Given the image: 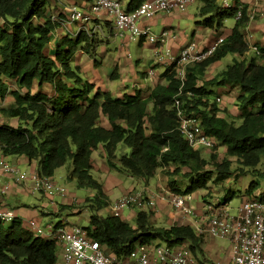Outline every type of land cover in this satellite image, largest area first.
Segmentation results:
<instances>
[{
	"label": "trees",
	"instance_id": "obj_1",
	"mask_svg": "<svg viewBox=\"0 0 264 264\" xmlns=\"http://www.w3.org/2000/svg\"><path fill=\"white\" fill-rule=\"evenodd\" d=\"M48 1L0 0V98L9 93L14 98L0 110L19 122L16 126L0 124L1 153L26 156L43 176L52 177L56 168L70 163V177L76 186L95 190L88 206L89 223L84 228L115 256L125 258L139 244L165 241L188 245L203 264H215L205 255L203 235L190 224L159 226L144 210L137 211L135 225L121 216L100 214L109 202L102 183L92 174V153L102 145L107 163L115 171L149 181L162 169L171 190L192 193L209 188L211 180L221 182L231 177L235 161L238 172L255 176L248 194L262 189L253 196L264 198V183L256 178L264 181V170L257 167L264 155V46L259 59L244 57L250 48L245 32L250 19L247 6L235 0L234 7L223 8L216 0H203L200 14L204 19L198 22L205 27L220 30L239 7L242 16L213 55L187 67L181 87L180 97L187 111L199 116L203 131L216 141L211 162L202 155V148H193L179 130L173 101L181 82L171 66L164 73L168 82L157 83L148 96L138 90L122 97L94 91L95 84L72 61L80 47L94 57L92 35L82 31L76 37L66 34L52 55L45 54L51 31L57 26L51 17L44 18ZM143 1L127 0L125 5L133 10ZM229 53L239 58L200 83L207 67ZM115 72L111 77H116ZM10 80L16 85L13 89ZM44 85L49 89L44 90ZM212 85L239 87V123L220 114V107L210 102ZM35 86L38 88L33 91ZM188 91L192 95H187ZM102 116L109 127L101 124ZM217 145L226 148L218 161ZM210 163L213 169L208 168ZM229 200L230 194H226L221 202ZM60 252L54 239L34 235L19 217L0 221V264H54Z\"/></svg>",
	"mask_w": 264,
	"mask_h": 264
},
{
	"label": "built area",
	"instance_id": "obj_2",
	"mask_svg": "<svg viewBox=\"0 0 264 264\" xmlns=\"http://www.w3.org/2000/svg\"><path fill=\"white\" fill-rule=\"evenodd\" d=\"M194 0H144L138 7L128 10L122 0H93L87 9H82L76 2L67 6L66 20L87 23L95 19L102 11L109 14L114 22L116 34L128 35L130 39H144L157 47L155 57L157 63L172 67L180 80V89L173 101V107L179 119V130L195 149H212L216 141L202 129L200 118L189 113L185 100L180 97L181 87L186 79L187 67L203 61L213 55L224 43V36L218 37L208 47L191 40L184 44L177 53H171L167 42L171 35L168 29L160 33L152 31L150 26L142 24L144 18H152L160 13L185 11ZM235 0H222L223 8L234 7ZM85 7V6H82ZM242 16V9L236 11L235 19ZM54 21H65L58 15H52ZM256 55L261 54L258 45L250 46ZM149 74L154 69L148 70ZM187 95H192L191 91ZM220 102L221 97L217 96ZM0 169L3 174L10 175L18 184L28 185L32 193L43 192L49 196L66 194L68 189L51 176L40 175L37 171L23 168L6 159H0ZM10 185L8 181L0 184V193L6 194ZM165 190V189H164ZM167 201L175 212L180 213L194 229L208 232L215 237H227L232 242L231 264H264V198L248 197L239 203L234 212L227 203L221 201L205 203L200 210L195 204L192 192H176L166 189ZM165 196L149 187H141L122 194L111 205V214L122 216L125 208L143 209L146 205L155 207L158 199ZM18 217L13 209L0 211V221L9 222ZM203 220V221H202ZM29 230L37 236L54 239L61 250V259L54 264H200L188 245H173L163 241L152 244H139L125 258H119L110 253L98 240L90 237L83 225L48 224L42 226L37 220L28 222Z\"/></svg>",
	"mask_w": 264,
	"mask_h": 264
},
{
	"label": "crops",
	"instance_id": "obj_3",
	"mask_svg": "<svg viewBox=\"0 0 264 264\" xmlns=\"http://www.w3.org/2000/svg\"><path fill=\"white\" fill-rule=\"evenodd\" d=\"M74 1L75 0H49L48 1V7L46 9L45 18L48 19L52 15H59L65 21H62V22L57 21V26L55 27V29L51 31L50 41L45 47V48H48V50L44 49L47 55L53 54L56 44L59 42L60 38L66 34H70L71 36L76 37L77 35H79V33H81V31L84 32L83 30H85L87 31L89 35H92V39L95 40L93 34L89 32L88 30L93 28V32H98V34L101 32L100 34L105 35L104 27L108 25L110 29V35L121 37L123 41L122 42L123 45L121 47V56L124 59L122 61H124L125 63H121L122 62L121 60H119L118 62H115L116 77L113 79H115L114 83L116 84L117 88L120 89V91L115 96L122 97L125 93L133 94L136 90L140 91L142 96H148L150 94L151 89L157 83L166 84L168 82L167 78L164 76V73L169 66L163 65L162 62L157 63V60L155 57V50L157 46L154 43H150L144 39H136V40L130 39V37L126 34L122 36L117 35L113 19L105 11H102L99 14H97L95 19L87 23H81L79 21H75L76 27H72L69 21L66 20L67 17H66L65 11L67 10V6ZM92 1L93 0H82V2L80 3L82 6H88V4H90ZM216 1L218 2V0ZM238 1L247 6V13L250 16V19L247 25L245 26V32H246V37H247V42L249 44V47L254 44L258 45L259 48L263 47L264 46V0H238ZM122 2L126 4L127 0H122ZM218 3L221 5L222 1H219ZM203 4H204L203 0H200V3L197 4L196 7L191 8L193 9L192 11L194 12L196 11V13H200V9L203 6ZM197 9H198V12H197ZM252 10L253 11L259 10L260 15H261L260 18L258 17L256 20H253L252 13H251ZM177 12H181V11H173L170 13H160L158 15H155L152 18H144L142 20V24L150 26V28L154 31L155 30L154 28L158 26L159 23L162 21L164 25L163 26L164 29H168V27H172V20L176 16V14H178ZM189 12L191 11H188V13ZM198 21L200 20L196 21V25L199 29V32L195 31L193 32V35L197 34L196 41L200 44V46L208 47L218 37L227 36L230 33L233 25L235 24L236 19L235 17L226 19L224 21V26L218 31L211 27H205L204 25L200 24ZM202 30H205V31H202ZM104 37L106 36H102V38ZM129 42H136L141 47L148 46L150 49H152V52H153L152 56L150 57L149 60H147L144 63L147 65L146 68L142 70L137 68V66L139 65L138 63L143 59V57L140 54H138L137 57L131 56V53L129 52V50L126 49L128 47ZM187 42H189V40L186 37L182 38L176 35L174 37L172 36L169 38L167 42V47L170 49L171 53H177L179 49ZM50 45H52L51 51H49ZM48 51L49 53H47ZM246 54L244 55V57H246ZM152 59H155L156 61L155 60L152 61ZM96 60L92 59V57H90V55H88L82 49V47H80L76 51L72 59V61L75 64H79V63L82 64L83 62H87L86 71L89 77H94V76L97 77L99 75V74H96L95 69H92ZM218 61H221V60H218ZM90 68L92 69L91 72H90ZM151 68L154 69L153 74L148 73V70ZM138 76L140 77V81H137ZM131 79H135L134 83H131ZM105 84L106 82H104V84H101V85L96 84L94 91L98 89V85H100L102 89H109V87H107L108 85L107 84L105 85ZM12 85L13 83L10 82V86L12 89L16 87ZM37 88L38 87L35 86L33 88V91L37 90ZM43 88L44 90H48L49 86L44 85ZM234 88L235 87H232V86L226 87V90L230 91L228 93L229 95L228 98L230 100H233L235 98ZM13 101L10 100V102H13ZM1 106L3 105L0 104V107ZM233 113L238 114L237 105ZM0 114L6 117H9L8 114L3 113L1 110H0ZM102 118H104L103 122H102ZM0 121H3V120H0ZM7 121H9L8 118H7ZM100 122L102 125L109 127V123L106 117L102 116L100 119ZM10 123H11L10 125H12L13 123V126L18 125L19 123L18 118L15 117L14 119L10 121ZM95 153L97 154V156L94 155ZM3 158L14 164H18L19 166L23 168H28V169L37 171L35 162H30L28 158L24 155H19V156L3 155L0 151V159H3ZM92 159H93V165H94V168L92 169V171L96 170L99 172L102 167L103 168L107 167L103 163L105 161L107 162V160H106V155H105L102 145H100L97 149L93 151ZM71 168H72L71 164L66 163L56 168L55 173L57 170L61 169V172L59 173V175L61 177L66 176L67 178H69L70 173H71ZM109 176L111 177L112 175H108V177ZM128 176L130 179H128L129 181L126 180V182L122 181L121 179L120 180L116 179V183L118 184V187L115 186L116 183L113 184V186L115 187L114 188L115 190H113L112 186H107V181L109 180V178H106V179L104 178V180H102L103 182L101 181L104 192L107 196L108 202L111 203L115 199H117L119 196H121L122 194L130 192V191H134L140 187H149L151 185L150 183L152 179L154 180V183L152 184L153 188L155 187V184H156L155 177L150 179L149 181H145L142 178H139V177L136 178L129 174ZM4 181H8L10 187L6 194L0 193V211L6 210V209H13L17 213L18 217L23 221V225L27 229H29L28 222L31 219L37 220L42 226H46L48 224H62V223L72 224L68 222L67 217L63 216V213L64 212L71 213V214L78 213L79 208H77L76 206L82 205V202L84 200H86L87 198H92L95 194L94 189L93 191H90L89 194H86L83 197H79L76 191H73V192L69 191L68 194L67 193L63 195L58 194L55 196H49L43 192L32 193L27 184L16 183L10 175L3 174V171L0 169V184H2ZM141 181H143L144 183L141 184L140 183ZM75 185H76V182H75ZM110 194H112L114 197L112 200L110 199ZM246 196L247 194L243 193L241 201H243L246 198ZM205 203L206 202H202L201 200L197 199V206L199 207L200 210H203L202 207ZM129 210H130L129 211L130 214L128 218H125L124 215H122L121 217L127 221L130 218H133L134 223L133 224L131 223L132 225H135L136 214L138 210L146 211L149 214L151 221L154 224L159 225V226L168 227L173 224L189 223V221L186 220L185 217H183L180 213L175 212L174 209L171 207V205L163 200H158L155 207L146 205L143 209L132 207V208H129ZM110 214H111V209H110ZM55 216H58V217L54 218ZM201 234L203 235L202 247L205 251L206 257L209 260L213 261L215 264H231L232 256H233L231 240L227 237L212 236L206 231L201 232ZM216 238H225L227 239L228 243L224 244L223 242H217ZM60 259H61V252L59 253L58 260Z\"/></svg>",
	"mask_w": 264,
	"mask_h": 264
},
{
	"label": "rangeland",
	"instance_id": "obj_4",
	"mask_svg": "<svg viewBox=\"0 0 264 264\" xmlns=\"http://www.w3.org/2000/svg\"><path fill=\"white\" fill-rule=\"evenodd\" d=\"M75 1L78 5L81 6L82 9H84V10L87 9L86 6L82 7V5L80 3V2H82V0H75ZM194 1H193V3L190 4V6L188 7L187 10L177 12L178 14H176V16L172 20V27H168V30L170 31L171 35H175V36L178 35L182 38L186 37L189 41L190 40L196 41L197 34L193 35V32H195V31L199 32V29L196 25V21L204 19V15H201L200 13H196V11L195 12L192 11L193 9H191V8L196 7V5L200 3V0H196L195 2ZM219 1H222V0H218V2ZM188 11H191V12L188 13ZM197 12H198V9H197ZM251 13H252L253 20H256L258 17L260 18V16H261L259 10H254V11L252 10ZM58 17H60V16L58 15ZM44 18H43V20H44ZM2 23L4 24V22H2ZM69 23L72 27H76L75 21H69ZM163 26H164L163 22L161 21L159 23V25L154 28L155 33H160L164 29ZM83 31L87 33V31H85V30H83ZM88 31L91 32L95 38V40H93V42H92L94 44V47H93L94 57H92V56H90V57H92V59L98 60V62H97V60L95 61V64H94L92 69H95L96 74H99V75L97 77H95V76L89 77V75L87 74V71H86L87 62H83L82 64L79 63V65L82 69L83 76L86 79H88L89 81L93 82L95 84V87H96V84L101 85V84H104V82H106V84L108 85L107 87H109V89H102L100 87V85H98L97 90H99L100 92L101 91L102 92L103 91H109L112 95L114 94V96H115L120 91V89L117 88L116 84L114 83L115 79H113V77H111L110 75L115 70V62H118L119 60H121V61L124 60L123 57L121 56V47L123 45L122 38L115 36V35L114 36L110 35V29H109L108 25H106L104 27L105 35L100 34L101 32L99 34H98V32H93V28H91ZM202 31H205V30H202ZM102 36H106V37L102 38ZM105 38H107V39H105ZM101 39H103V40H101ZM49 48H50L49 51H51L52 45H50ZM126 49L129 50V52L131 53V56L137 57L138 54L142 55L143 59L138 63L139 64L137 66L138 69L142 70V69L147 67V65L144 63L147 60H149L150 57L152 56V54H153L152 49H150L148 46H145V47L142 46L141 47L136 42H129L128 47ZM45 50H48V48H45ZM49 51L47 53H49ZM44 52H46V51H44ZM95 53H96V55H95ZM251 57H256L257 59H259L258 55H256L250 47L249 52L246 54V59L249 60ZM234 58H239V56L235 53H229L225 57H223L221 59V61H216L214 64L210 65L207 68V70L205 71L204 76H201V78L199 79L200 83L203 82L205 79L213 77L214 75L219 73L229 63H231ZM153 60H155V59H152V61ZM121 63H125V62L122 61ZM190 67H193V66H190ZM92 69L90 68V72L92 71ZM88 72H89V70H88ZM111 80H113V81H111ZM134 80L135 79H131V83H134ZM137 81H140L139 76L137 78ZM10 82L13 83L14 86H16L12 80H10ZM226 87L227 86H225V85H212V86H210L209 88L211 89V93L209 94V100L211 103H216L220 107V114L225 115L230 121H233L235 123H239L241 121V117L238 114H234L233 112L236 109V105H237L236 97L239 94L240 89H239V87L234 88L235 89V98L233 100H230L228 98L229 95H228V92L226 90ZM217 96L221 97L220 102L216 101ZM10 100L13 101L14 98L9 93L4 98L0 99V104L3 106H8V105L13 103V102H10ZM223 105H224V107H223ZM7 118L9 121H7ZM14 118L15 117H12L10 115H9V117H6V116L0 114V120H3V121H0V123L4 122V123L11 124L10 121ZM103 121H104V118H102V122ZM12 125H13V123H12ZM201 151H202V155L204 157H206L207 159H209L210 153L213 150L211 149L210 151H207V150H204L202 148ZM215 151H216V155H217L216 159L218 161V160H221L223 158L225 151H226V148L224 145H217ZM94 155L97 156L96 153ZM210 160L212 162L213 159L210 158ZM100 163H102V162H100ZM103 163L107 167L106 168L102 167L99 172L96 170H93L92 174L97 179H99L100 182L102 180H104V178L105 179L109 178V180L107 181V186H112L113 190H115L114 189L115 187L113 186V184L116 183V179H118V180L121 179L124 182H126V180L130 179L127 173L115 171L114 169L110 168V166L107 164L106 161ZM237 166H238L237 163L234 161V163L232 164V167L234 168L235 172L231 177H229V178H227L221 182H214V180H211L208 182L209 188H201L197 192H195L194 193L195 200H196V201H194L195 204L197 205V199L201 200L202 202H207V203H215L218 201H224L225 195L230 194L231 198L228 201V206L230 208V211L234 212L236 207L241 202V198H242L243 193L247 194L245 199H247L248 196L252 197L253 195H257L262 189L256 190L253 194H248V188H249L251 182L253 181V179H255L254 174L252 172H247L246 174H242L241 172H238L236 170ZM257 167L261 170H264V155L261 156V162L258 164ZM208 168L213 169V164L210 163L208 165ZM183 171H187V168L183 167ZM60 172H61V169L57 170L56 173H54V175H53V179L56 180L58 183L64 185L68 189L67 194L69 193V191H72V192L76 191L78 193L79 197H83L86 194H89L90 191H93V189H90V188H78L75 185V182H76L75 179H72L71 177L67 178L66 176L61 177L59 175ZM108 175H112V176L108 177ZM177 177H180V176L178 175ZM256 178L259 179L262 182V184L264 183V181L261 180L260 178H258V177H256ZM155 180H156L155 181L156 182L155 187L153 188L152 184L154 183V180L152 179V181L150 183L151 185L149 186V188L154 189V191H156L157 193H161L165 196L164 199L160 198L158 200H163V201L169 203L167 201V198H166L167 193L165 192V190L168 188L170 189V187L168 186L167 177L165 176L162 169H158V172L155 176ZM140 183L143 184L144 182L141 181ZM26 184L30 185V182L27 181ZM115 186L118 187V184L116 183ZM229 188L231 190V193L228 190ZM116 191H118V190H116ZM113 198H114L113 195L110 194V199L112 200ZM89 202H90V198H87L86 200H84L82 202V205L76 206L77 208H79L78 213L71 214V213L64 212L63 216L67 217V220L70 223H78L79 225H83V226L87 225L89 223V215H90V210L88 207ZM111 203L109 202L105 207H103L99 211V213L104 215V216L110 214ZM129 211H130L129 208H125V210L123 212V215L125 218L129 217V214H130ZM57 217L58 216H55L54 218H57ZM128 221L132 224L134 223L133 218H130ZM216 241L217 242H223L224 244L228 243L227 239H225V238H216ZM161 243L164 245L163 241H161ZM198 260L200 261L201 264H203L201 262L200 258H198Z\"/></svg>",
	"mask_w": 264,
	"mask_h": 264
}]
</instances>
